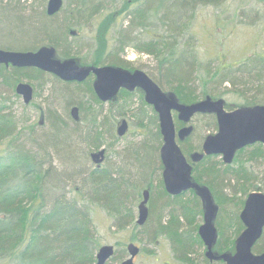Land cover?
<instances>
[{
  "label": "trees",
  "instance_id": "obj_1",
  "mask_svg": "<svg viewBox=\"0 0 264 264\" xmlns=\"http://www.w3.org/2000/svg\"><path fill=\"white\" fill-rule=\"evenodd\" d=\"M94 1L78 0L73 10L75 17L83 18L87 15V19L96 17L104 7H102L103 2L95 6ZM261 1L264 3V0ZM221 2L222 0H125L118 10L101 23L97 38L95 35V48L91 60L88 61L70 53L68 36L75 35L77 29L67 24L66 20H59L62 7L54 15H49L46 7L33 16L25 17L10 5H0L3 11L9 10L14 14L22 36L20 40L27 43L24 47L0 45V48L25 51L48 46L54 48L61 59L78 58L82 65H115L136 70L138 67L133 66L123 55L126 48L132 46L138 52H145L156 58L157 73L153 71L147 73L164 92H173L181 102L193 103L207 96L217 97L211 91L212 84L205 78H201L204 81L203 86L202 89H198L195 75L198 76L196 68L199 67L197 61L199 56L197 53L192 54L188 51L186 53V49L180 48L176 40L179 37L176 34L186 31L188 27L186 21L190 14L192 17L198 6H217ZM0 20L6 19L4 17ZM111 24L113 29L118 24L113 46H109V40L104 37V31L108 30ZM184 24L185 27L181 29ZM158 27L164 30V35L160 36L158 32L148 31ZM137 29L141 32L135 34ZM209 75L212 80L217 79V82H229L233 85L238 83L248 86L250 83L252 85L264 83V56L247 59L238 63L236 67L214 69ZM50 77L51 81L57 80L65 84L63 87L67 100L65 109H69V116L63 117L54 110L49 112V131L42 137L35 134L36 122L35 125L33 123L28 126L22 125L8 105V99L4 97L0 100V264H97L100 243L91 214V211H94L91 205L95 204L105 208L108 215L113 218L114 226L122 229L134 225L137 232L145 230L142 235L149 243H155L160 237L167 236L172 243L175 258L187 264H195L189 254L194 251V246L204 245L199 234L201 223L198 224L199 216L204 213L203 203L193 189L189 191L195 198L185 202H179V199L184 198L187 191L173 195L166 190L164 165L161 159V147L164 142L159 116L154 107L146 102L144 92L139 88L134 90L122 88L118 97L109 102L111 107L102 121H98L102 109L93 113L92 119L86 120L90 129H94L96 133L90 143L91 146L99 147L102 139L106 138L111 140L110 144H114L118 138H121L117 129L116 131L114 129V122L118 120V115L127 114L132 108L133 98L139 97L141 107L135 108L131 116L136 119L141 138L125 147L121 154V164L102 166L105 157L99 167L92 158L94 153L92 152L90 156L92 162L96 164L95 167L90 170L87 168L77 170L76 167L84 164L81 163L82 159L83 162H88L89 156L83 155L78 150L74 138L79 137L83 140L86 136L84 130L72 131L66 128L65 124L69 118L77 128L82 121L80 111H86L87 106H91L92 103L104 107V102L98 98L94 90L95 76H90L84 82H65L36 67L20 68L0 64V79L15 91L18 83L26 81L34 86L36 92L39 85L45 86ZM72 85L75 89L69 88ZM80 91L85 97L84 101L79 97ZM78 97L79 101H76L70 109V103ZM251 98L254 99L238 107L264 105V97ZM120 99L123 103L118 108ZM145 107L151 108V111L146 110ZM226 107L233 108L228 103ZM74 108H78V119L73 115ZM198 115L212 117L218 130L215 114L199 113L195 116ZM106 120L109 123L107 129H104ZM44 121L45 113L41 110L37 125H42ZM175 123L177 129L186 125L178 118ZM194 132L195 126L187 137L183 140L178 138L177 142L182 153L193 165V178L210 188L217 204L229 200V195H225L224 191L230 188L233 189L234 194L242 192L247 196L254 190L264 193V173L261 176L256 175L257 179L262 177L261 183L251 185L253 183L251 179L255 180L254 176L244 167L241 157L245 149L260 147L250 158L263 155L258 159H264L263 143H255L238 150L233 162L229 164L223 159L215 162L213 156L216 155L203 156L195 161L192 156L203 152L206 137L202 144L194 145ZM24 135L26 138L23 137ZM27 143L33 148L27 147ZM55 156L64 166L61 171L54 166ZM238 162L240 165H233ZM67 173L71 175H66ZM69 186L71 187L69 190L72 189L70 192H73L72 196H68L66 191V187ZM145 189L150 190L149 217L144 225H138L136 206L137 204L139 206L143 199ZM50 191L55 193L51 197ZM56 191L59 193L57 194ZM49 197L52 200L48 204ZM233 197L235 198V195ZM234 198L233 203L238 202L239 209H235L237 211L231 209L233 216L227 217L223 209L224 221L221 222L222 218L219 219L218 215L216 218L218 239L214 250L218 253L235 252L236 240L245 229L240 214L246 199ZM156 200L159 201L157 204H155ZM229 220L231 223L234 222L238 231L236 239L227 243L223 241L224 233L227 232L224 226H229ZM134 238L138 239L136 235ZM253 251L257 254L264 252V230ZM202 253L200 256L205 254ZM120 258L116 251L106 264H114L113 262ZM205 261L206 264H226L224 261L211 262L207 257Z\"/></svg>",
  "mask_w": 264,
  "mask_h": 264
},
{
  "label": "rangeland",
  "instance_id": "obj_2",
  "mask_svg": "<svg viewBox=\"0 0 264 264\" xmlns=\"http://www.w3.org/2000/svg\"><path fill=\"white\" fill-rule=\"evenodd\" d=\"M48 1L49 0H0V5H10L18 13L26 17L33 16L36 13L42 11V9L47 7ZM124 1L125 0H95L94 5L96 6L103 2L102 7H104V9L100 13L96 14V17L87 19L88 15L87 17L85 16L83 18L75 17L76 14L73 10L76 8V2H78V0H64V4L62 6L63 10L59 14V20H66L67 24L71 25V27L74 26L73 28L77 29V33L75 35L68 36V42L71 51L70 53H72V56H77L81 59H86L87 61L91 60V54L95 48V35L97 38L98 30H101V23L104 22L107 16L118 10V7H121ZM98 8L100 9V6ZM4 17L6 20H0V45L9 47H24L27 45V43H24L20 40L22 36L19 31L20 28L15 21L17 19L14 17V14L9 10L3 11L0 9V18ZM186 22L188 26L186 31L183 30L182 34L177 33L176 36L179 38L176 40L179 43L180 48L186 49V53L187 51L192 54L197 53L199 56L197 57L199 67L196 68L198 69V76L195 75L198 80V89H202L203 86L202 84L204 81L201 80V78L207 79V81L212 84L211 91L215 93V97L224 99L231 106L245 105L247 104L248 100H253L254 98L251 97L254 96L257 98L264 97L263 82L257 83L255 85L250 83L248 86L239 85L238 83L233 85L229 82H217V79L212 80V77L209 75V73L214 72V69L219 70L221 67H236L238 63L247 59L256 58V56H264V3L261 0H222V2L217 6H198L193 12L192 17L190 14ZM117 26L118 24H116L115 28L113 29V25L111 24L109 29L104 31V37L109 40V46H113L115 43L113 38L115 37V30L117 29ZM184 27L185 24L181 27V29ZM148 31L158 32L160 36L164 35V30L161 27L152 28ZM139 32H141L140 29H137L134 33L137 34ZM123 55L127 60L131 61L133 66L138 67V69H143L146 72L151 73L153 71L155 74L157 73L156 67L158 61L152 55H149L145 52H138L132 46L127 47ZM47 81L48 82L45 84V86L44 84L39 85L37 91L35 92L33 101L29 105H26L23 101V98L18 95L15 90L11 89L8 85H5L0 79V100H3L4 97L8 99V105L11 107L16 117L20 119L22 125L27 124L28 126V124H34L36 122V125L34 124L35 134L39 137H42L46 132L49 131V112L54 110L63 117L69 116V109H65L67 101L63 90L65 84L59 83L57 80L51 81V77L48 78ZM69 88L75 89L74 85L70 86ZM79 97L81 101L85 100L82 91H80ZM79 97L77 100H73L70 103V109L76 104V101H79ZM131 102V110L124 116L118 115V120L115 122L112 121V123H115V131L117 129V125L119 126L124 118L128 119L130 124V130L124 137L118 138L114 144H110L111 140L106 138L102 139L99 147L91 146L90 143L96 133L94 129H90V125L86 122V120H89L90 118L92 119L93 113L101 109L102 112L98 121H102L103 117H105L111 107L109 102L104 103V107H101L96 103H92V108L91 106H87L88 109L86 111H80L82 121L79 124L80 126L77 128L74 125L72 119H67V124H65L66 128H70L72 131L75 129H82L84 130L83 133L86 136V138L83 140L79 139V137H76V139L74 138L78 150L82 152L83 155L86 154L89 156L88 162H83L82 159L81 163L84 164H81L76 168L74 167L75 169L78 170L81 168H87V170H90L94 168L96 164L92 162L90 154L92 152L97 153L103 148L106 149V160L102 166H118L121 164V154L125 147L133 142L139 141L141 138L139 132L140 128L136 124V119L131 116V113L135 108L141 107V102L138 96L134 97ZM122 103L123 101L120 99L118 108ZM145 109L151 111V108L145 107ZM41 110L45 113V121L42 125H37L41 117ZM177 118V112H174L175 122L177 121ZM108 123L109 121L106 120V128L104 129H107ZM190 123L185 126H189ZM191 125L195 126V132L193 135L194 145L202 144L205 137L210 135V133L215 134L217 132V129L214 125V119L212 117H207L206 115L195 116ZM179 128L180 127H178V129ZM23 137L26 138L25 135ZM27 147L33 148V146L28 143ZM259 148H247L241 155L242 160L244 161V167L247 168L250 174L254 176L255 180L251 179L253 182L251 185L261 183L262 177L257 179L256 175L261 176L262 173H264V159H258L263 155L259 157L253 156V158H250L254 152L259 150ZM262 150L264 153V148ZM213 157L215 162H220L222 160L221 155H216ZM55 158L54 166L60 171L63 170V164L61 165V162L56 156ZM81 158L82 157H80V159ZM233 165L238 166L240 165V162L236 164L234 163ZM66 175L70 176L71 173H67ZM69 188L71 187H66V191H68V196H72L73 192H70L72 189L69 190ZM232 190V188L226 189L224 193H226L225 195H229V200L218 204L219 206L220 204L223 205L222 207L220 206V211L218 214V218H222L221 222L224 221V213H222L223 209H225L227 217H232L233 213L231 209L235 210L239 207L238 202L237 204L233 203V195H235L234 199H247L248 197L242 192H237L234 194ZM56 192L57 194L59 193L58 191ZM54 194L55 193L51 192L50 197ZM50 197L47 199L49 200L48 204L52 200ZM191 198L194 199L195 197L191 191H187L184 195V198L181 197V199H179V202H185ZM139 202L140 201H138V203ZM158 202L159 201L156 200L155 204ZM91 209L94 210L91 211V214L93 215L94 223L97 227L96 233L100 246L106 244L114 245L116 251L121 257L119 260L113 262L114 264H120L121 261L128 256L127 245L130 242H134L141 247L140 253L136 256L135 264H187L175 258L171 247L172 243L167 238V236L160 237L155 243H149L146 237L142 235L145 230H138L139 232H137L135 231L136 228H134V225H129L127 228L120 229L117 226H114L113 218L108 215V212H106L105 208L95 204L91 205ZM136 211L138 212V204L136 206ZM200 223H203V215L201 217L199 216L198 218V224ZM224 227L227 229V232L226 234L224 233L225 236L223 241L229 243L236 239L238 228L234 222L231 223L230 221L229 226L225 225ZM135 235L138 237V239L134 238ZM194 248L196 250L193 249L194 251L191 252L189 256L194 259L195 264H206V257L205 254H203L205 253V246L196 245ZM201 253L203 254L201 255L202 258L200 256Z\"/></svg>",
  "mask_w": 264,
  "mask_h": 264
},
{
  "label": "water",
  "instance_id": "obj_3",
  "mask_svg": "<svg viewBox=\"0 0 264 264\" xmlns=\"http://www.w3.org/2000/svg\"><path fill=\"white\" fill-rule=\"evenodd\" d=\"M62 5L63 0H49L48 14L54 15ZM0 64L20 68L36 67L65 82H84L94 75L95 93L104 103L115 100L122 88L143 90L146 102L154 107L159 116L164 142L161 147V159L164 165L166 190L170 194L179 195L193 189L202 200L204 221L199 227V234L206 245V255L211 260H223L226 264H264V252L257 254L253 251L264 230V193L254 191L246 199L240 214L245 229L236 240L235 252H216L214 246L218 239L216 218L219 205L210 188L193 178V165L182 153L177 142L178 138L183 140L187 137L193 126L177 130L174 119V112H177L178 119L185 124H189L196 114H215L218 131L206 137L203 152L193 154L192 158L196 161L203 156L222 155L223 161L229 164L233 162L238 150L259 142L264 144V105L227 110L224 99L211 96L193 103H184L173 92H164L142 69L130 70L115 65H82L76 58L61 59L57 56L56 50L48 46L25 51L0 48ZM16 92L27 105L34 99V86L26 81L18 83ZM72 112L78 119V108H74ZM128 129L129 122L123 119L117 128L118 135L123 137ZM105 152L106 149L103 148L97 153H92V158L99 167L105 159ZM149 200L150 190L145 189L138 206V225H144L148 220ZM127 250L129 255L120 264H135L134 259L141 250L140 246L130 242ZM115 251L112 244L100 246L97 264H106L114 256Z\"/></svg>",
  "mask_w": 264,
  "mask_h": 264
},
{
  "label": "flooded vegetation",
  "instance_id": "obj_4",
  "mask_svg": "<svg viewBox=\"0 0 264 264\" xmlns=\"http://www.w3.org/2000/svg\"><path fill=\"white\" fill-rule=\"evenodd\" d=\"M226 105H227V102L225 103V107H226ZM232 109H228L227 107H226V109L227 110H233V109H236L238 106H235V105H232ZM248 147V146H247ZM204 243V242H203ZM204 246H205V255H206V251H207V248H206V245L204 244ZM206 257L211 261V262H213V261H223V260H211L207 255H206ZM135 259H136V257H135ZM135 259H134V261H135Z\"/></svg>",
  "mask_w": 264,
  "mask_h": 264
},
{
  "label": "bare ground",
  "instance_id": "obj_5",
  "mask_svg": "<svg viewBox=\"0 0 264 264\" xmlns=\"http://www.w3.org/2000/svg\"><path fill=\"white\" fill-rule=\"evenodd\" d=\"M106 157V156H105ZM103 163V162H102Z\"/></svg>",
  "mask_w": 264,
  "mask_h": 264
}]
</instances>
